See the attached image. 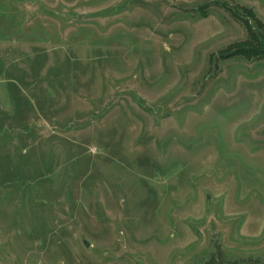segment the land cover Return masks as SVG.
I'll return each instance as SVG.
<instances>
[{"label": "rangeland", "instance_id": "rangeland-1", "mask_svg": "<svg viewBox=\"0 0 264 264\" xmlns=\"http://www.w3.org/2000/svg\"><path fill=\"white\" fill-rule=\"evenodd\" d=\"M232 13L264 0H0V264L264 261V59L231 57Z\"/></svg>", "mask_w": 264, "mask_h": 264}, {"label": "trees", "instance_id": "trees-1", "mask_svg": "<svg viewBox=\"0 0 264 264\" xmlns=\"http://www.w3.org/2000/svg\"><path fill=\"white\" fill-rule=\"evenodd\" d=\"M247 15L250 18H242L236 13H232V16L244 24L248 37L241 44L243 49H238L231 57L245 59L246 61H260V59H264V24L258 21L252 14ZM203 264H264V261L259 258L229 260L221 249L217 248V250L209 254Z\"/></svg>", "mask_w": 264, "mask_h": 264}]
</instances>
